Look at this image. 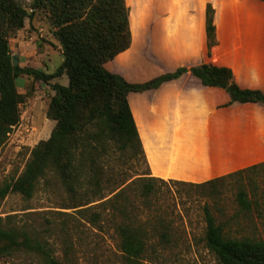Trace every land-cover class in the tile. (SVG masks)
<instances>
[{"label": "trees", "instance_id": "16d2710c", "mask_svg": "<svg viewBox=\"0 0 264 264\" xmlns=\"http://www.w3.org/2000/svg\"><path fill=\"white\" fill-rule=\"evenodd\" d=\"M35 9H47L53 35L61 47L62 62L51 74L13 65L8 36L22 29L30 16L15 0H0V148L12 127L19 123L22 96L16 81L21 75L42 83L65 76L67 84L52 86L54 94L49 99L46 117L54 122L53 130L47 140L31 150L20 175L0 185V199L9 194L30 199L36 185L53 174L69 196L70 204L65 209H77L80 218L95 228H101L106 220L111 222L119 252L128 264H135L145 252L147 236L134 225L128 212L133 208L131 198L147 201L153 184L164 181L150 174L127 95L158 89L186 73L204 87L224 90L230 104L264 106V93L241 89L229 68L211 63L178 68L141 84L128 83L108 72L104 64L131 45L125 0H36ZM213 19L214 9L207 4L208 57L216 44ZM114 153L127 161L141 162L144 171L135 174L134 179H119L123 176L121 171L109 165ZM117 158L121 160L120 156ZM262 166L264 163L190 185L212 186ZM235 200L241 213L250 212L252 206L258 205L243 190L237 191ZM10 219V216L0 218V258L26 252L38 256L43 264H62L46 242L25 228L12 226ZM204 220L205 246L215 255L218 264H264V240L226 236L207 207Z\"/></svg>", "mask_w": 264, "mask_h": 264}, {"label": "crops", "instance_id": "0c3cea01", "mask_svg": "<svg viewBox=\"0 0 264 264\" xmlns=\"http://www.w3.org/2000/svg\"><path fill=\"white\" fill-rule=\"evenodd\" d=\"M148 1L147 15L137 21L129 7L131 45L104 64L108 72L140 84L211 63L229 68L241 89L264 93V1ZM207 4L214 9L216 38L210 57ZM127 102L154 178L202 184L264 163L263 105L230 104L224 90L204 87L189 73L129 93Z\"/></svg>", "mask_w": 264, "mask_h": 264}, {"label": "rangeland", "instance_id": "374dc122", "mask_svg": "<svg viewBox=\"0 0 264 264\" xmlns=\"http://www.w3.org/2000/svg\"><path fill=\"white\" fill-rule=\"evenodd\" d=\"M127 1L134 21L147 15L148 0ZM15 2L30 17L25 19L22 29L8 36L11 56L21 68L51 74L62 62V53L53 35L48 11L35 9L36 0ZM231 51L234 54L233 49ZM144 77L141 75V79ZM16 84L22 96L20 118L0 148V185L18 177L31 150L49 138L54 122L47 119L46 111L54 94L52 86L66 85L67 79L63 76L42 83L21 75ZM109 165L121 171L123 176L119 179H134L135 174L145 169L141 162L127 161L116 153ZM238 190L258 202L250 212H239L235 200ZM69 204V196L58 178L48 174L36 185L30 199L17 194L0 199V218L10 216L12 226L37 235L62 264H128L119 252L113 224L106 220L101 228L92 227L80 218L77 209H65ZM131 205L133 208L128 212L134 225L147 236L145 252L135 264H218L215 255L205 246L204 208H208L226 236L264 240V166L225 178L212 186L157 182L147 201L131 198ZM0 264L43 263L34 254L15 252L0 258Z\"/></svg>", "mask_w": 264, "mask_h": 264}, {"label": "water", "instance_id": "95a60500", "mask_svg": "<svg viewBox=\"0 0 264 264\" xmlns=\"http://www.w3.org/2000/svg\"><path fill=\"white\" fill-rule=\"evenodd\" d=\"M13 65H16V59L15 57H12Z\"/></svg>", "mask_w": 264, "mask_h": 264}]
</instances>
